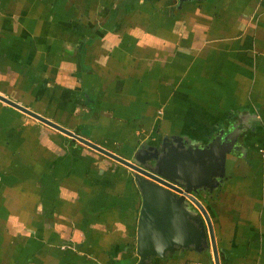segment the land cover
Segmentation results:
<instances>
[{
  "label": "crops",
  "instance_id": "crops-1",
  "mask_svg": "<svg viewBox=\"0 0 264 264\" xmlns=\"http://www.w3.org/2000/svg\"><path fill=\"white\" fill-rule=\"evenodd\" d=\"M0 95L127 160L235 132L198 198L220 264H264V0H0ZM142 206L130 169L0 101V264H138Z\"/></svg>",
  "mask_w": 264,
  "mask_h": 264
},
{
  "label": "water",
  "instance_id": "water-1",
  "mask_svg": "<svg viewBox=\"0 0 264 264\" xmlns=\"http://www.w3.org/2000/svg\"><path fill=\"white\" fill-rule=\"evenodd\" d=\"M0 101L133 172L143 199L138 226V264H151L153 259H166L175 252L193 250L201 254L211 248L215 264H220L213 225L198 196L212 193L228 176V156L239 150L235 132L223 129L204 147L186 144L182 138H166L159 148L145 145L127 160L4 96L0 95Z\"/></svg>",
  "mask_w": 264,
  "mask_h": 264
}]
</instances>
